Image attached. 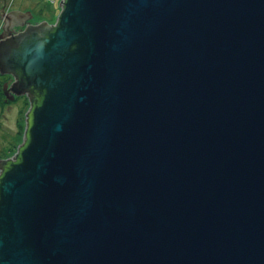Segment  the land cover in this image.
Instances as JSON below:
<instances>
[{"label": "water", "instance_id": "obj_1", "mask_svg": "<svg viewBox=\"0 0 264 264\" xmlns=\"http://www.w3.org/2000/svg\"><path fill=\"white\" fill-rule=\"evenodd\" d=\"M60 3L0 43V264H264V0Z\"/></svg>", "mask_w": 264, "mask_h": 264}, {"label": "rangeland", "instance_id": "obj_2", "mask_svg": "<svg viewBox=\"0 0 264 264\" xmlns=\"http://www.w3.org/2000/svg\"><path fill=\"white\" fill-rule=\"evenodd\" d=\"M61 1L8 0L6 11L13 9L30 11L35 17V19H32L33 23L39 22L40 24L47 22L48 25L54 26L62 10L60 6ZM10 3L14 7H8ZM25 109L26 107L23 108L21 103H14L6 108L3 116L0 115V160L8 159L10 155L13 156L17 152L19 145L23 142V133H25L26 129V121L24 119ZM1 111L2 109L0 108Z\"/></svg>", "mask_w": 264, "mask_h": 264}, {"label": "flooded vegetation", "instance_id": "obj_3", "mask_svg": "<svg viewBox=\"0 0 264 264\" xmlns=\"http://www.w3.org/2000/svg\"><path fill=\"white\" fill-rule=\"evenodd\" d=\"M7 3L8 0H0V43L6 42L9 39H12V37H18L25 33L30 24H39L33 23L32 20L30 22L26 21L24 17H20L19 15H11V12L20 10L13 9L6 11ZM22 25H24V27H22ZM10 31L12 32V35L10 34ZM17 77L16 74H7L0 71V108L2 109L0 115L3 116L5 114V110L10 104L21 103L23 108L26 107V113L24 114V119L26 120L29 109L32 106H35L39 100V92L32 90L23 93L20 91L21 87H18V84L21 81ZM18 92L19 94H16ZM20 92L23 94H20Z\"/></svg>", "mask_w": 264, "mask_h": 264}, {"label": "trees", "instance_id": "obj_4", "mask_svg": "<svg viewBox=\"0 0 264 264\" xmlns=\"http://www.w3.org/2000/svg\"><path fill=\"white\" fill-rule=\"evenodd\" d=\"M24 134V133H23ZM10 157H12L11 155H10Z\"/></svg>", "mask_w": 264, "mask_h": 264}]
</instances>
